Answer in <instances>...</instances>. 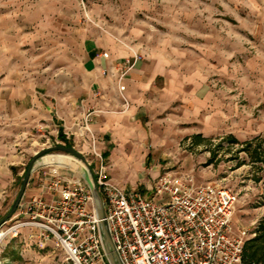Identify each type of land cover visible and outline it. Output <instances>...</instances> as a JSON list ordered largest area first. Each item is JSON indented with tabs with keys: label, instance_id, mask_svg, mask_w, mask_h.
<instances>
[{
	"label": "crops",
	"instance_id": "0c3cea01",
	"mask_svg": "<svg viewBox=\"0 0 264 264\" xmlns=\"http://www.w3.org/2000/svg\"><path fill=\"white\" fill-rule=\"evenodd\" d=\"M221 4L229 18L264 25V0H212L211 19H220ZM24 5L23 29L10 31L0 44V148L12 149L14 135L24 137V147L46 134L62 137L81 145L83 153H95L100 166L110 163V182L132 192L127 181L138 178L151 148L209 133L233 135L237 95L211 82L216 53L204 44L203 22L210 13L204 0H24ZM262 28L256 34H264ZM221 30L226 28H213L212 36H221ZM14 38L24 48V76L11 65ZM260 54L264 60V49ZM135 55L143 59L126 66ZM251 115L240 113L245 121ZM262 118L260 133L264 113ZM17 160L0 154V215L14 197ZM55 175L32 174L11 220L33 197H55L46 187Z\"/></svg>",
	"mask_w": 264,
	"mask_h": 264
},
{
	"label": "rangeland",
	"instance_id": "374dc122",
	"mask_svg": "<svg viewBox=\"0 0 264 264\" xmlns=\"http://www.w3.org/2000/svg\"><path fill=\"white\" fill-rule=\"evenodd\" d=\"M204 1L206 11L207 9L210 11L208 14L206 12L203 22L204 28L207 29L206 34H208L204 37V44L216 53L211 63L215 71L211 75L214 77L211 82L215 83L219 89L230 88L236 93L238 117L232 136L244 142V139L259 136L258 130L261 127L259 124L263 119L264 60L260 59V50L264 49L261 48L264 46V34L256 33L257 28L263 27L264 29V25L256 20H247L245 17L229 18L222 4L216 5V8L219 7L221 11L220 19H211L212 0ZM24 6V0H0V44H5L6 34H10V31L14 30V33H18L23 29ZM169 22L176 25L179 21ZM189 22L195 23L196 20ZM216 27L226 28V30H221V36H212V29ZM228 27L235 29L236 36L228 35ZM214 39L215 43H213ZM11 52L10 61L14 74L18 72L24 76V48L17 44L15 38L11 42ZM244 80L247 81L246 84ZM229 81H233L234 84H230ZM245 112L252 114L251 123L249 121L251 119L247 118L245 121L240 116V113ZM263 133L264 131L260 134ZM225 134L224 132L209 133L202 138L204 141L191 138L184 139L172 147L151 148V153L152 151L154 153L150 154L147 163L142 165L143 168L138 178L128 180L127 183L131 189L141 191L146 196H152L151 189L162 177L194 187L211 185L230 190L237 197L232 217L233 232L235 234L247 233L248 240L255 238L264 229V164L252 162L249 153L242 152L240 144L229 143L226 140L229 135ZM12 144L14 146L12 149L0 148L1 155L6 154L18 158L14 166L17 176L12 196H15L20 182L17 178L22 177L27 165L40 154L68 156L81 163L75 155L63 150H55L57 146L76 150L84 157L85 165L92 171L100 166L95 159V153H83L81 145L78 147L74 142H68V139L62 137L53 138L46 134L42 140L31 142L24 147V137L14 135ZM87 161L92 163L89 164ZM103 166L108 170L111 165L105 161ZM38 171L48 176L50 173H55L62 178L80 177L75 170L57 164L42 167ZM51 178L52 176L48 179ZM112 183L121 188L115 182L112 181ZM21 220L23 219H10L2 230H7ZM0 264L71 263L54 240L48 239L41 243L38 232L29 231L27 227H24L20 228L17 234L10 233L1 240Z\"/></svg>",
	"mask_w": 264,
	"mask_h": 264
},
{
	"label": "built area",
	"instance_id": "2783aa9c",
	"mask_svg": "<svg viewBox=\"0 0 264 264\" xmlns=\"http://www.w3.org/2000/svg\"><path fill=\"white\" fill-rule=\"evenodd\" d=\"M142 59L135 55L125 65L131 67ZM90 173L102 196L104 220L121 264H242L248 236L233 232L237 197L232 191L162 177L152 196H146L115 186L103 165ZM46 187L55 197H33L17 215L23 220L5 231L7 222L0 226L5 233L0 242L27 227L38 231L41 243L54 240L71 264H112L94 198L84 180L57 175Z\"/></svg>",
	"mask_w": 264,
	"mask_h": 264
},
{
	"label": "water",
	"instance_id": "95a60500",
	"mask_svg": "<svg viewBox=\"0 0 264 264\" xmlns=\"http://www.w3.org/2000/svg\"><path fill=\"white\" fill-rule=\"evenodd\" d=\"M54 149L55 150H63V151H66L68 153L75 155L77 158H79L81 160L82 164L79 163L78 161L74 160V159H71V158H68V157L62 156V155L40 154V155L36 156L27 165V167H26V169H25V171H24V173L20 179L16 194H15L12 202L10 203L9 207L6 209V211L4 213H2L0 215V226L4 223L8 222L14 216V214L17 212V210L20 206V203L22 201V198L25 194L29 179L34 172L41 169L42 167L52 165V164L63 165V166H66V167H69V168L75 170L80 175V177L84 180V182L88 185V187L90 188L91 193H92L93 198H94L96 211H97L98 217L100 219L101 234L103 237V242H104L108 257H109L112 264H121L119 257H118V254L116 253L115 248L113 246L108 225L104 220L105 209H104V203H103L102 196L100 194L99 188H98L92 174L90 173V169L85 165L86 160L84 159V157L82 155H80L76 150H74L72 148H65L63 146H57ZM44 152H46V151H44Z\"/></svg>",
	"mask_w": 264,
	"mask_h": 264
},
{
	"label": "trees",
	"instance_id": "16d2710c",
	"mask_svg": "<svg viewBox=\"0 0 264 264\" xmlns=\"http://www.w3.org/2000/svg\"><path fill=\"white\" fill-rule=\"evenodd\" d=\"M196 140L204 141L201 137ZM226 140L233 144H240L241 151L247 152L252 158V162L264 164V133L244 142H240L234 136L229 135ZM67 146V145H66ZM264 229L262 232L244 244L242 254V264H264Z\"/></svg>",
	"mask_w": 264,
	"mask_h": 264
},
{
	"label": "bare ground",
	"instance_id": "6f19581e",
	"mask_svg": "<svg viewBox=\"0 0 264 264\" xmlns=\"http://www.w3.org/2000/svg\"><path fill=\"white\" fill-rule=\"evenodd\" d=\"M66 157H68V156H66ZM68 158L74 159V158H72V157H68ZM74 160H75V159H74ZM76 161H77V160H76ZM4 234H5V233H3V232L0 231V237H3Z\"/></svg>",
	"mask_w": 264,
	"mask_h": 264
}]
</instances>
